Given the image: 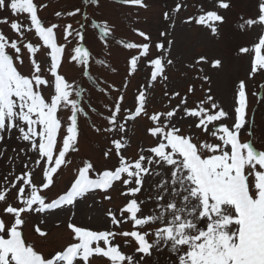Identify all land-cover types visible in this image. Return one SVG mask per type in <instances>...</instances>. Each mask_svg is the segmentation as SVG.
<instances>
[{
  "label": "snow or ice",
  "instance_id": "6c2138e0",
  "mask_svg": "<svg viewBox=\"0 0 264 264\" xmlns=\"http://www.w3.org/2000/svg\"><path fill=\"white\" fill-rule=\"evenodd\" d=\"M123 2L147 7L143 0ZM85 3L98 5L99 0H85ZM229 6L226 0H217L218 8ZM43 7L47 5L36 0H0V11L7 9L13 17L27 14L30 21L24 24L8 17L0 18V24L9 25L13 33L9 37L0 30V143L15 134L24 147L10 159L18 158L21 153L25 157L23 170L19 174L9 173L11 180L5 176L0 182V202L5 204L0 214V264H90L96 256L107 258L109 264H149L154 252L163 253L165 249L170 254L165 264H264V150L255 146L250 130L247 134L251 138L241 140V130L248 123L244 80L238 82L231 114L216 101L210 87L194 107L188 106L187 95L171 107V100L180 93L166 92L169 110L149 113L148 88L142 85L136 96L137 106L132 111L124 109V117L120 116L124 96L119 95L111 105H105L108 126L93 125L97 133L111 134V147L104 151V158L115 157L117 164L111 169L97 170L90 161H84L70 187L49 201L43 193L54 186L62 166L71 163L69 154L78 151L80 116L87 117L88 108L92 112L97 110L90 103L86 108L85 89L60 73L67 45L58 43L55 30L60 25L46 26L39 16ZM181 7L177 3L174 11L179 12ZM80 12L76 8L67 15ZM259 13L256 20L241 17V30L257 23L264 25V0L259 2ZM55 15L60 17L62 13ZM164 17L169 19V14L165 12ZM192 21L218 35L216 25L223 23L224 17L217 11H206L189 17L186 22ZM92 26L98 29L99 38L107 41L108 25ZM82 29L83 25L79 29L71 24L64 26V41L73 37L83 42ZM135 31L144 41H150L146 33ZM26 32H34L38 43L26 41ZM164 35L162 32L161 36ZM171 43L168 41V48L163 42L155 45L161 54L148 61L153 68L152 82L158 77L168 79L164 73L166 66L173 64L169 58ZM123 47L140 50L139 55L130 57L131 76L141 58L150 55L151 44L125 42ZM41 48L48 50L50 67L46 70L36 55ZM238 51L251 57L249 79L264 75V34L251 48L240 47ZM25 53L30 66L27 74L19 70L25 64ZM69 58L70 62L84 66L83 75H88L91 55L86 46L82 43L75 46ZM205 61V57H200L197 63ZM221 63L215 60L212 66L220 68ZM202 79L210 81L207 76ZM194 87L190 85L188 93ZM64 111L70 114L62 120ZM142 115L150 121L147 133L154 143L140 146L136 156L129 158L126 125ZM227 120L232 123H225ZM183 121L188 122L187 128L183 127ZM6 150L0 148V157ZM36 168L41 173L39 184L33 179ZM117 183L127 202L117 211L107 210L108 223L104 229L94 230L69 222L72 242L48 254L26 241L22 231L25 214H44L57 209L71 211L78 201L96 190L105 193V200H111L108 192ZM12 190H15V206L7 201ZM71 216H75L74 211ZM128 223L132 229L125 230L123 226ZM35 231L41 237L47 236L39 226ZM128 247L133 249L131 253L123 251ZM153 264H160L159 257Z\"/></svg>",
  "mask_w": 264,
  "mask_h": 264
},
{
  "label": "rangeland",
  "instance_id": "374dc122",
  "mask_svg": "<svg viewBox=\"0 0 264 264\" xmlns=\"http://www.w3.org/2000/svg\"><path fill=\"white\" fill-rule=\"evenodd\" d=\"M36 2L47 5L38 14L46 26L60 25V28L55 30L58 43L67 45L59 69L60 73L70 82L74 81L84 88L86 108L90 103V107L97 110L92 112L88 108L89 115L80 116L78 151L69 154L68 159L71 163L62 166L55 177L54 186L43 193L49 201L57 198L70 187L77 174V169L83 166L84 161H90L97 170L111 169L117 164L115 157L108 160L104 158V151L111 147V134L97 133L93 125L108 126L105 117L109 113L105 105H111L113 100L121 94L124 96V101L120 116L126 115L124 109L134 110L137 106L136 96L142 85L148 88L146 108L149 113L169 110V96L165 95L166 92L180 93V96L171 100V107H175L180 98L185 95L188 96V106L194 107L197 101L204 98L206 90L210 87L211 94L216 101L231 114L238 82L244 80L248 93V123L241 130V140L247 141L251 138L247 134L250 130L255 137V146L259 150H264V75L257 74L249 79L251 57L248 54H239L238 51L240 47L251 48L264 34V25L259 23L250 28L246 26L244 30L239 27L242 23L241 17L245 20L258 18L260 0H226L230 5L228 9L218 8L217 0H143L147 5L146 8L125 4L123 0H99L98 5L86 4L85 0H36ZM177 3L182 5L179 12L174 11ZM76 8H80L81 12L74 16L67 15ZM206 11H217L224 17V22L216 25L218 35H213L209 28L195 21L186 22L189 17L199 16ZM57 12H61L62 15L57 17L55 15ZM165 12L169 14V19H165ZM3 17H8L10 21L30 23L27 14L13 17L7 9L0 11V18ZM94 23L108 25L110 35L107 41L99 38L98 29L92 26ZM68 24H71L74 29H79L83 25L82 31L85 35L83 42H78L73 37L64 41L63 28ZM0 30H3L9 37L13 36L9 25L0 24ZM135 30L146 33L150 41H144ZM162 32L166 35L161 36ZM24 39L34 44L38 43V37L34 32H26ZM168 41H172L169 58L173 60V64L167 65L165 69L164 74L168 79L163 80L158 77L157 81L152 82L150 73L153 68L148 61L161 54L155 45L163 42L168 48ZM125 42H149L151 44L150 55L141 58L136 72L131 76L128 74L130 57L139 55L140 50L124 48L123 43ZM80 43L87 47L91 55L87 76L83 75L84 66L74 61L70 62L69 58L74 47L80 46ZM47 52V49L41 48L36 54L44 70L50 67ZM200 57H205L206 61L197 63ZM98 60H103L104 63H97ZM215 60L222 62L220 68L212 66ZM19 70L25 74L30 71L27 53H25V64ZM204 76L209 77L210 81H204L202 79ZM149 85H151L150 88ZM190 85L195 86L192 93H188ZM115 89H120V91ZM253 93L257 95L254 96ZM69 114L68 111H64L61 114L62 120L66 119ZM225 123L231 124L232 121L227 120ZM182 124L184 128L188 127L187 121H183ZM150 126V121L143 115L135 121H128L126 135L130 138V147L126 155L129 158L136 156L140 146L147 147L154 143L153 138L147 133ZM5 147L7 150L0 157V182L5 176L11 180L9 173L19 174L25 162L22 153L18 158L10 159L16 153H20V149L24 147V143L18 141L15 134L11 139L6 138L3 143H0V148ZM30 155L35 158L34 154ZM40 176V169L36 168L33 179L37 184L40 182ZM14 191L9 193L7 201L15 206ZM120 193L121 187L117 183L108 192V195L112 197L111 200H105V193L100 190L88 194L71 210L75 212L74 217L68 209H57L44 214H25L26 224L22 229L24 237L44 254L61 250L72 242V233L68 228L69 222L94 230L104 229L108 223L105 215L107 210L117 211L127 202V198ZM140 195L143 197L145 194L142 192ZM4 207L5 204L0 202V214L3 213ZM147 210L145 207V211ZM36 226L46 231L47 236L41 237L36 233ZM123 227L125 230H130L132 224L128 223ZM123 251L131 253L133 249L128 247ZM169 255L167 249L163 253L154 252L153 260L159 257L160 264H165V258ZM153 260H149V264H153ZM90 264H109V261L102 256H96L91 259Z\"/></svg>",
  "mask_w": 264,
  "mask_h": 264
},
{
  "label": "trees",
  "instance_id": "16d2710c",
  "mask_svg": "<svg viewBox=\"0 0 264 264\" xmlns=\"http://www.w3.org/2000/svg\"><path fill=\"white\" fill-rule=\"evenodd\" d=\"M136 7L140 8L141 6L135 5Z\"/></svg>",
  "mask_w": 264,
  "mask_h": 264
}]
</instances>
